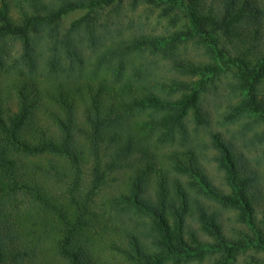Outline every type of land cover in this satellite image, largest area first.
Instances as JSON below:
<instances>
[{"label":"trees","instance_id":"16d2710c","mask_svg":"<svg viewBox=\"0 0 264 264\" xmlns=\"http://www.w3.org/2000/svg\"><path fill=\"white\" fill-rule=\"evenodd\" d=\"M127 1L0 0V264H227L251 243L264 253V210L258 219L255 208L264 186V0H130L172 15L180 27L171 38L110 31L103 11L118 15ZM78 10L86 12L63 28ZM190 40L200 61L180 53ZM7 42L18 46L14 58ZM86 48L106 68L149 51L176 75L169 85L71 78L62 61L81 60ZM228 75L236 101L216 124L238 122L233 139L212 130L201 104L206 82ZM188 120L207 131L206 151L188 146ZM156 132L179 136L182 150L162 159L197 183L156 168L145 136ZM214 204L251 237L229 236Z\"/></svg>","mask_w":264,"mask_h":264},{"label":"rangeland","instance_id":"374dc122","mask_svg":"<svg viewBox=\"0 0 264 264\" xmlns=\"http://www.w3.org/2000/svg\"><path fill=\"white\" fill-rule=\"evenodd\" d=\"M115 9L117 8H108L103 11L102 14L104 15L103 19L106 20L104 22L109 26V30L116 34H121L125 32L146 33L151 35H157L158 37L164 36L171 38L173 31H175V29H179L180 27L179 24L176 25V27H173L169 24L170 17L172 15L161 17L158 14L161 13L160 8L154 9L152 12H150L147 8H145V6L138 5V7L135 9L132 5V1L129 0L120 8L118 15H115ZM85 12V10H78L64 16L61 21L62 27L68 28L73 21L77 20ZM107 15L111 18L110 22H108L109 18L106 17ZM116 21H119V24L117 25L121 26L119 30H114L117 26L115 24ZM103 30L105 31L106 29ZM5 46L7 50L10 51L11 57L14 58V56L17 55L18 51L17 44H15L14 42H7ZM184 46L185 45L179 46V49L181 51L180 53H182L183 56L187 55L195 61H200L202 59V56L200 54L201 50L197 49L198 46L195 45L193 41H188L185 48H183ZM83 55L84 56L82 57V59L76 62L63 60L61 64L62 67H60V69H64L65 73L70 75L71 78L79 76L83 79H100L102 81H109L118 78L119 80L127 79L131 82L144 81L147 83H150V81L153 79L154 81L156 80L160 83H167V85L170 84L169 80L176 75L169 68V64L167 63V61L155 60V56L150 55L149 51H144L140 54H131L130 59L124 64H122V67H119V65H113L110 68H106L104 66H96V54H91L89 48L84 49ZM148 65L150 66V73L146 69H143L145 70V72H140L141 70H138ZM41 66H44L43 61L41 62ZM195 79V81H200L202 78L196 77ZM221 81L222 82L215 81L213 83L206 82V85H208V89L207 93L203 96L204 99L201 104L204 110L209 114V116L211 115L210 125L212 130L225 133L227 138L233 139L232 133L236 129L235 125H238V122L236 124H233V126L216 124V121L219 119V116L227 109L228 105L236 101L237 95H233L229 89H226L227 84H230L232 81L231 76L228 75L227 77L221 79ZM131 117H143V114L135 113V116L132 114ZM245 121V118L241 119V123ZM187 124L188 132L190 135V141L188 143V146L200 148V151H206L207 145L205 142L207 141V137L205 135L207 134V131L205 133V130L202 129V127L193 128V122H189V120ZM145 136L147 137V141H149L150 144L149 149L151 155L153 156V159L151 157V160H154L156 168L161 170V174H164V176L167 175V177H169L170 179L178 178L180 179L183 185H186V183H188V180L197 183V179L195 178H189L188 175H178L177 173L170 170L167 167V162L162 159L166 153L176 148L182 150V146H179V136H176V138L173 139L168 136H160L158 132L152 135L148 133L145 134ZM208 154L210 155L211 153ZM248 157L251 166L257 167L258 162L255 161V159L257 158L255 152L249 154ZM208 158L211 157L209 156ZM202 163H204L208 175H210L211 177H215L216 171L214 165L212 163L207 162L206 160ZM88 171L89 170H87V172ZM83 182L87 183V176L83 177ZM115 185L116 184L114 182L108 183V185H106L105 190L98 196V202L101 203L108 199L111 194V191L114 190ZM260 189H262L260 190V197L259 199H257L258 203L255 206L256 217L258 219L262 217L264 210V186L262 185ZM213 208L216 209V211H218V213L221 215L222 221H225V229L229 236H232L234 239H237L239 236L243 237V234L247 232L251 237L252 234L250 228H248L244 224L237 223L235 221L233 213L229 211H224L222 208L215 204ZM197 233L202 239L205 240V238L200 235L199 232ZM246 242H248V240H246ZM212 260L206 259L201 263L193 261L189 262V264H212ZM185 264H188V261ZM227 264H264V253L256 250V248L251 243L248 246H244V248L239 249L236 258L230 259Z\"/></svg>","mask_w":264,"mask_h":264}]
</instances>
